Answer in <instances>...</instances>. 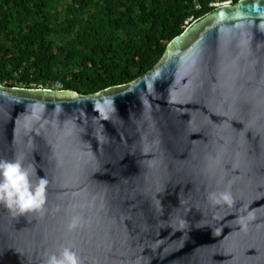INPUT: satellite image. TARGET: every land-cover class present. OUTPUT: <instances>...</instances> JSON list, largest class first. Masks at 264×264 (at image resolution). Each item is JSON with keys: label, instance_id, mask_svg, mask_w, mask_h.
<instances>
[{"label": "water", "instance_id": "water-1", "mask_svg": "<svg viewBox=\"0 0 264 264\" xmlns=\"http://www.w3.org/2000/svg\"><path fill=\"white\" fill-rule=\"evenodd\" d=\"M76 94L0 86V160L48 180L42 211L0 204V264L65 247L82 264H264V0L193 22L137 82Z\"/></svg>", "mask_w": 264, "mask_h": 264}, {"label": "trees", "instance_id": "trees-1", "mask_svg": "<svg viewBox=\"0 0 264 264\" xmlns=\"http://www.w3.org/2000/svg\"><path fill=\"white\" fill-rule=\"evenodd\" d=\"M242 0H0V86L98 96L153 72L177 37Z\"/></svg>", "mask_w": 264, "mask_h": 264}, {"label": "clouds", "instance_id": "clouds-1", "mask_svg": "<svg viewBox=\"0 0 264 264\" xmlns=\"http://www.w3.org/2000/svg\"><path fill=\"white\" fill-rule=\"evenodd\" d=\"M32 173L23 164L22 159L0 160V204H3L13 214H26L42 211L46 204V190L48 180L40 177L33 185ZM225 201L230 198L225 195ZM79 218L74 217L69 223V230L78 226ZM45 264H82L80 258L72 249L65 247L59 255L52 254L45 260Z\"/></svg>", "mask_w": 264, "mask_h": 264}, {"label": "rangeland", "instance_id": "rangeland-1", "mask_svg": "<svg viewBox=\"0 0 264 264\" xmlns=\"http://www.w3.org/2000/svg\"><path fill=\"white\" fill-rule=\"evenodd\" d=\"M230 4V3H229ZM219 6H221V5H218L217 7H219ZM164 59V58H163ZM79 94H76V95H73V96H71V97H69V98H76V97H79L78 96ZM58 100H63V99H67L66 97H63V96H61V95H57V97H56Z\"/></svg>", "mask_w": 264, "mask_h": 264}]
</instances>
